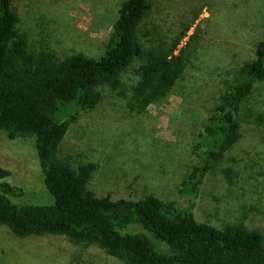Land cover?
Instances as JSON below:
<instances>
[{"label": "rangeland", "instance_id": "1", "mask_svg": "<svg viewBox=\"0 0 264 264\" xmlns=\"http://www.w3.org/2000/svg\"><path fill=\"white\" fill-rule=\"evenodd\" d=\"M122 1L11 0L10 8L15 32L28 50L51 51L59 59L75 54L98 59ZM186 27L177 50L186 48L187 62L168 93L136 112L128 110L126 99L99 87L100 102L78 113L57 157L73 169L95 166L86 189L96 197L153 196L184 210L193 202L197 222L219 229L242 225L264 236V83L240 108V140L206 174L196 198L180 192L203 155L200 137L216 98L264 40V0H152L137 35L147 43L169 42ZM122 80L135 81L130 69ZM0 167L10 173L2 182L23 192L11 201L52 203L41 182L33 136L9 139L0 130ZM0 264L124 263L91 244L62 235L18 237L0 224Z\"/></svg>", "mask_w": 264, "mask_h": 264}, {"label": "trees", "instance_id": "2", "mask_svg": "<svg viewBox=\"0 0 264 264\" xmlns=\"http://www.w3.org/2000/svg\"><path fill=\"white\" fill-rule=\"evenodd\" d=\"M10 5L11 0H0V130L9 139L35 138L41 182L53 201H11L23 192L2 182L10 173L0 167V224L18 237L62 235L91 244L124 264H264L261 232L197 222L193 202L184 210L153 196L96 197L86 189L95 166L73 169L57 157L78 113L100 102L99 87L126 99L128 110L136 112L164 97L185 68L186 48L177 46L188 27L169 42L159 38L147 43L139 39L137 29L152 0H124L101 57L75 54L59 59L51 51L27 49L15 32ZM128 69L135 78L130 85L122 80ZM261 83L264 40L219 93L214 112L203 124V155L181 183L186 198H196L206 174L240 140V108ZM226 175L232 178V172Z\"/></svg>", "mask_w": 264, "mask_h": 264}]
</instances>
